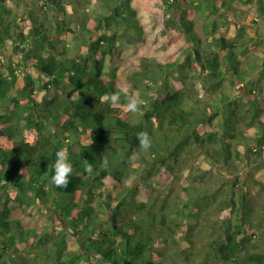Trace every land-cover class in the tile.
<instances>
[{
	"label": "trees",
	"instance_id": "1",
	"mask_svg": "<svg viewBox=\"0 0 264 264\" xmlns=\"http://www.w3.org/2000/svg\"><path fill=\"white\" fill-rule=\"evenodd\" d=\"M21 1L35 5L26 17ZM237 1L247 12L231 0H0V264H264V0ZM160 33L165 57L128 54ZM173 71L176 90L161 89ZM124 86L142 93L137 122L123 95L105 99ZM61 148L67 188L51 181ZM24 205L51 223L27 228L12 217Z\"/></svg>",
	"mask_w": 264,
	"mask_h": 264
},
{
	"label": "rangeland",
	"instance_id": "2",
	"mask_svg": "<svg viewBox=\"0 0 264 264\" xmlns=\"http://www.w3.org/2000/svg\"><path fill=\"white\" fill-rule=\"evenodd\" d=\"M233 2V4L238 7L239 9H244L246 10L247 12V9L244 8V6L242 5V3H240L239 1L237 0H231ZM31 4V5H30ZM35 5H32V3H29V5L27 6L23 1L17 3L14 5L13 7V12H16V14L20 15L21 17H26V13H29L30 11H32V9L34 8ZM41 13V12H40ZM180 12H178L176 14L177 17H180L179 15ZM257 16V13H256V6H252L251 8H249V11H248V17H247V22L249 24H253V21L255 20ZM50 17H51V21H52V25L55 26L58 24V21L60 19H62V17H59L58 13L55 12V11H52L51 14H50ZM207 22L206 19H203V18H199L197 17L196 18V30L197 32H199L200 36L202 38H205V32H204V25L205 23ZM159 29L157 28V31ZM220 31H223V32H232V33H235V29L233 28V26L231 27V25H227V26H224V27H221L219 29ZM162 36H160L158 39H152L151 38V41L149 42V44L145 47V48H134V47H129L128 48V54L133 58V55H138V56H149L151 54H156L158 55L159 57H165V55H167V48L166 46L164 45L163 43V37L164 35L162 33H160ZM264 49V44L260 45L259 47H257L255 49V51L257 52H262ZM3 50V49H2ZM81 52H83L84 54H88L89 53V50L85 47H82L81 49ZM0 55L4 58V57H8L7 53L5 52V50L3 51H0ZM14 62L18 63L19 62V58L18 57H14ZM135 60V59H134ZM175 72V75H174V79H173V82L175 83H171L167 84L166 81L165 82H162V83H159L158 86L161 87V89H165L166 88L168 89V91H175L176 90V84H177V81H176V77L179 75L178 71H173V74ZM20 84L22 85V81H20ZM229 83H227L228 85ZM168 85V86H167ZM230 88V87H229ZM156 88L154 87H151L150 89H147L144 87V89H138L136 91H146L145 93L147 94H151V93H154L156 92L155 90ZM231 91L233 90L232 88H230ZM240 91L242 90V86L239 87ZM138 92H136L135 94H137ZM142 93H139V95H141ZM54 94L51 92V93H47L46 92H42L40 94V100H43L44 97L46 96H49V97H52ZM141 98V97H140ZM119 106H121V108L125 111V112H128L125 108V105H121L119 104ZM141 115H142V111H138L137 113H131L130 112V117L133 119V121H139L140 118H141ZM159 124L160 122L159 121H155V125L156 127L159 128ZM195 158V157H194ZM194 158H192V160L194 161ZM203 160L202 157H197L196 159V162L197 164L201 163V161ZM162 182L158 185V187H163L164 185V181H165V177H163L162 179ZM177 189H179L180 185L176 184ZM113 189V187H110ZM52 212V211H50ZM12 217L15 218V219H19L21 220V222L27 227V228H37V227H46L47 225H49L51 223L50 219L48 218L47 216V212L45 210H41L38 206L36 205H24V206H14L13 207V211H12ZM68 245H69V248L71 250H78L80 248V244L78 242V240L76 238H73L72 236H69L68 237Z\"/></svg>",
	"mask_w": 264,
	"mask_h": 264
},
{
	"label": "clouds",
	"instance_id": "3",
	"mask_svg": "<svg viewBox=\"0 0 264 264\" xmlns=\"http://www.w3.org/2000/svg\"><path fill=\"white\" fill-rule=\"evenodd\" d=\"M123 95L126 100L125 108L128 112L137 113L140 111V105L143 103L139 94H129L127 86L121 87L117 92L106 94L105 99L110 100L112 105H117ZM137 140L141 150L147 151L151 148L152 140L147 131L137 133ZM101 167L107 169L108 158L107 156L101 157ZM53 175L51 176L52 183L58 188H67L69 184V177L73 172V165L69 160V153L67 149L61 148L55 153V161L52 165ZM84 170L87 174L91 175L94 171L93 165L84 161Z\"/></svg>",
	"mask_w": 264,
	"mask_h": 264
}]
</instances>
